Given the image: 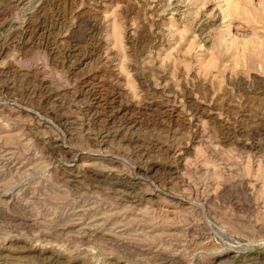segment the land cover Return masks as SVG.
<instances>
[{"label": "rangeland", "instance_id": "rangeland-1", "mask_svg": "<svg viewBox=\"0 0 264 264\" xmlns=\"http://www.w3.org/2000/svg\"><path fill=\"white\" fill-rule=\"evenodd\" d=\"M189 1L0 0V264H264V0Z\"/></svg>", "mask_w": 264, "mask_h": 264}, {"label": "bare ground", "instance_id": "bare-ground-1", "mask_svg": "<svg viewBox=\"0 0 264 264\" xmlns=\"http://www.w3.org/2000/svg\"><path fill=\"white\" fill-rule=\"evenodd\" d=\"M46 4V1L45 2H43V3H41V5H40V7H39V9H43V6ZM190 4V1L189 0H170V5H169V7H170V10H175L177 13V15L178 14H180V16H183L184 15V13L186 12L185 10H186V7L188 6ZM169 10V9H168ZM239 14V13H238ZM219 15L220 14H216V15H213V17L211 18V22L212 21H215V22H217V21H219ZM227 17V16H226ZM184 19V18H183ZM209 22V21H208ZM210 22V23H211ZM154 25V24H153ZM146 26V25H145ZM44 28V27H43ZM143 28V27H142ZM10 34V33H9ZM207 34V33H206ZM11 35V34H10ZM7 36V35H6ZM2 39V38H1ZM142 41V40H141ZM262 43V42H261ZM147 44V43H146ZM263 44V43H262ZM147 52V51H146ZM159 90H161V89H159ZM189 98H190V96H189ZM73 164V163H72ZM96 173V172H95ZM101 175H102V173H97V174H95V176L96 177H101ZM95 177V178H96ZM103 177V176H102ZM101 177V178H102ZM99 235V234H98ZM109 236V235H108ZM105 237V236H104ZM83 238V237H82ZM111 240V239H110ZM124 243V242H123ZM174 257V256H173ZM222 257V256H221ZM167 258H169V257H167ZM175 258V257H174ZM170 259V258H169ZM172 259V258H171ZM176 259V258H175ZM178 260V259H177ZM170 261V260H169ZM172 261V260H171ZM173 262H174V259H173ZM175 263V262H174Z\"/></svg>", "mask_w": 264, "mask_h": 264}]
</instances>
